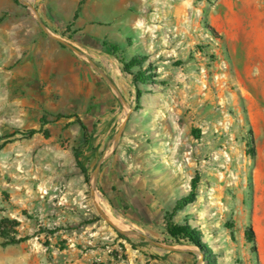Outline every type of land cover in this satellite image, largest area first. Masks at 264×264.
Returning <instances> with one entry per match:
<instances>
[{
	"label": "rangeland",
	"instance_id": "1",
	"mask_svg": "<svg viewBox=\"0 0 264 264\" xmlns=\"http://www.w3.org/2000/svg\"><path fill=\"white\" fill-rule=\"evenodd\" d=\"M42 2L0 0V221L11 220L7 237L33 236L3 246L0 235V264H207L166 231L196 176V200L174 221L200 231L215 264H264V0L128 7L137 40L121 52L130 59L144 46L137 56L152 76L140 98L107 46L98 45L121 65L118 82L69 30L34 33ZM57 114L77 115L90 143L76 117ZM45 116L48 133L23 135Z\"/></svg>",
	"mask_w": 264,
	"mask_h": 264
},
{
	"label": "crops",
	"instance_id": "2",
	"mask_svg": "<svg viewBox=\"0 0 264 264\" xmlns=\"http://www.w3.org/2000/svg\"><path fill=\"white\" fill-rule=\"evenodd\" d=\"M136 1L142 4L141 0H43L38 11L43 27L33 28V31L34 33L43 32L51 38V34L60 35L64 29L69 30L70 42L73 45L81 43L82 49L89 57L101 61H96V64L100 65L102 71L118 82L124 74L120 70L121 65L116 59L104 58L102 46L99 48L98 45L110 42L119 44L122 48L127 40H137L135 27L138 19L128 15V7L134 5ZM128 18L133 22H127ZM74 32L75 38L72 36ZM134 48L130 58L146 53V48L138 43ZM71 52H67L71 62L78 64L80 60ZM125 52L126 49L123 50V53ZM78 66L83 70L87 80L94 77L93 72L88 68L90 65L83 63Z\"/></svg>",
	"mask_w": 264,
	"mask_h": 264
},
{
	"label": "trees",
	"instance_id": "3",
	"mask_svg": "<svg viewBox=\"0 0 264 264\" xmlns=\"http://www.w3.org/2000/svg\"><path fill=\"white\" fill-rule=\"evenodd\" d=\"M104 46H107L112 51V53L120 59V62L123 65V71L133 76L134 82L137 87L136 95H137V98H140L142 95L140 85L147 84L149 81H151V77H152L147 74L149 70L143 69V65L146 63L148 58L143 57V56L142 57L137 56V57L127 59L123 55V52H121L122 49L119 44L104 42ZM62 117H67V118L76 117L77 123L81 126L84 132V143L86 144L90 143V139L88 137V128L77 115L64 116L62 114H57L55 116V119L58 120ZM51 123L52 121H49L47 117L45 116L42 122V127L39 130L31 129L27 133H24L23 135L26 136L27 138H32L34 135L41 133V132L48 133V130L44 129V127H46L47 125ZM16 134H20V132H16ZM0 139L2 138L0 137ZM4 145H6V142L5 144L0 146V149H2ZM76 160H77L78 166L81 168L82 173L85 175L87 179V176H88L87 168L83 165L78 155H76ZM198 183H199V176H196L191 182L192 190L178 202L174 211L171 214L169 213L166 214V219H165L166 220V231H167L168 236L171 239H174L177 243H181L182 241H185L195 246L196 248H198L201 253H204V257H205L204 260L207 264H215V260L212 256L213 252L209 248V246H207V244L203 242L200 231L197 228H194L188 222L184 224H180L174 221V217L177 211L182 210L186 205L196 200ZM10 223H11V220L8 218L2 219L0 221V235L1 236L5 237L8 234V224ZM12 223L19 226L18 221H13ZM245 234L250 242L252 243L255 242V234H254L252 227H249L246 230ZM119 235L123 237L122 233H119ZM31 238H33V236H26V237H20V238L16 236H12V237L6 236V241L3 242L2 245L3 246L19 245L21 243H24L30 240Z\"/></svg>",
	"mask_w": 264,
	"mask_h": 264
},
{
	"label": "bare ground",
	"instance_id": "4",
	"mask_svg": "<svg viewBox=\"0 0 264 264\" xmlns=\"http://www.w3.org/2000/svg\"><path fill=\"white\" fill-rule=\"evenodd\" d=\"M96 201L98 202L99 199L98 197H96ZM112 212L106 210V214L109 216V220L110 222L115 225L117 228L121 229V230H126L128 227V225L124 224V222L121 219L116 218L115 216H113L111 214Z\"/></svg>",
	"mask_w": 264,
	"mask_h": 264
},
{
	"label": "water",
	"instance_id": "5",
	"mask_svg": "<svg viewBox=\"0 0 264 264\" xmlns=\"http://www.w3.org/2000/svg\"><path fill=\"white\" fill-rule=\"evenodd\" d=\"M121 233H124V231H120Z\"/></svg>",
	"mask_w": 264,
	"mask_h": 264
}]
</instances>
